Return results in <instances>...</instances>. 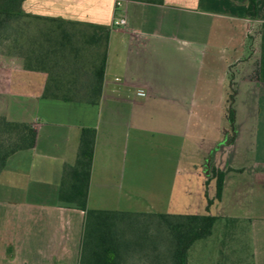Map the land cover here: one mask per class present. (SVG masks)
<instances>
[{"label": "crops", "instance_id": "obj_1", "mask_svg": "<svg viewBox=\"0 0 264 264\" xmlns=\"http://www.w3.org/2000/svg\"><path fill=\"white\" fill-rule=\"evenodd\" d=\"M117 2L24 0L28 14L73 23L56 31L27 20L11 30L27 52L44 53L47 38L64 32L88 68L104 58L98 104L44 97L48 72L0 51V115L38 133L0 174V264H79L85 213L62 204L59 189L86 127L96 131L89 208L215 216L189 264H239L222 247L245 238L253 264H264V0L255 16L250 0ZM12 103L34 111H11Z\"/></svg>", "mask_w": 264, "mask_h": 264}, {"label": "trees", "instance_id": "obj_2", "mask_svg": "<svg viewBox=\"0 0 264 264\" xmlns=\"http://www.w3.org/2000/svg\"><path fill=\"white\" fill-rule=\"evenodd\" d=\"M163 4L165 0H136ZM24 0H0V51L22 53L28 69H41L49 74L44 97L64 101L98 104L102 97L105 59L91 68L80 53L71 33H61L59 39L47 38V51L29 50L28 41L12 39L15 23L46 20L56 25L73 23L62 19L40 17L23 11ZM250 15L257 14V0H250ZM53 34V33H52ZM55 34V33H54ZM33 45V43H31ZM42 45V44H39ZM69 73V74H68ZM65 78L72 83L62 86ZM81 81V82H80ZM234 120V110L231 109ZM37 130L32 123L10 121L0 115V174L11 156L32 149L37 142ZM96 131L83 128L77 159L64 168L59 200L67 207L84 211L79 264H189L188 254L195 242L212 234L218 217L211 215L150 214L91 209L88 206L94 161ZM217 176V195L221 199L225 172ZM213 200L209 199L211 205ZM138 258V262L134 259Z\"/></svg>", "mask_w": 264, "mask_h": 264}, {"label": "rangeland", "instance_id": "obj_3", "mask_svg": "<svg viewBox=\"0 0 264 264\" xmlns=\"http://www.w3.org/2000/svg\"><path fill=\"white\" fill-rule=\"evenodd\" d=\"M10 106H11L10 107V110L11 111L12 110H16V109H18V110L22 109V111H24V113H27L28 116H30V113L34 111V107H35L32 104H30V105H25V104L18 105V104H16L15 105L13 103ZM141 188H145V187H141ZM8 194H9V192H8ZM133 197H134V195L131 198L133 199ZM131 198H129V200ZM129 203L131 205L135 206V207H137L136 205L140 204V202L137 199H133V200L129 201ZM99 204H100V206H109V205H106L105 203H102V202L99 203ZM200 241H202V240H199L197 242H200ZM230 251H232L234 253H237L236 254V258L238 260H240L239 261V264H253L252 246H251V242H250V240L248 238H245L242 243L241 242H239V243H233V244H230V245H227V246L222 247V254L228 255V254H230L229 253ZM134 260L137 261L138 258L137 259H134Z\"/></svg>", "mask_w": 264, "mask_h": 264}, {"label": "built area", "instance_id": "obj_4", "mask_svg": "<svg viewBox=\"0 0 264 264\" xmlns=\"http://www.w3.org/2000/svg\"><path fill=\"white\" fill-rule=\"evenodd\" d=\"M121 0H118L117 2V6H120L121 5ZM115 26H123L126 24V17H120V18H117L114 22ZM117 80H119V78H117ZM138 96H144V93H137Z\"/></svg>", "mask_w": 264, "mask_h": 264}]
</instances>
